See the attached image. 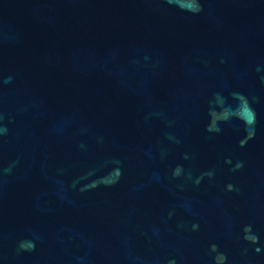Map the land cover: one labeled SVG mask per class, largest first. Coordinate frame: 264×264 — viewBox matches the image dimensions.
Segmentation results:
<instances>
[{
	"label": "water",
	"instance_id": "water-1",
	"mask_svg": "<svg viewBox=\"0 0 264 264\" xmlns=\"http://www.w3.org/2000/svg\"><path fill=\"white\" fill-rule=\"evenodd\" d=\"M0 264H264V0H0Z\"/></svg>",
	"mask_w": 264,
	"mask_h": 264
}]
</instances>
